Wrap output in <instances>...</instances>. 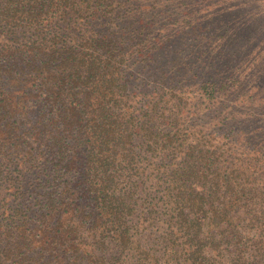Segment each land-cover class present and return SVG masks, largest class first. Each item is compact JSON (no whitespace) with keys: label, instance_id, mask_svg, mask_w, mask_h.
<instances>
[{"label":"trees","instance_id":"16d2710c","mask_svg":"<svg viewBox=\"0 0 264 264\" xmlns=\"http://www.w3.org/2000/svg\"><path fill=\"white\" fill-rule=\"evenodd\" d=\"M137 2L0 0V264H264V97Z\"/></svg>","mask_w":264,"mask_h":264},{"label":"rangeland","instance_id":"374dc122","mask_svg":"<svg viewBox=\"0 0 264 264\" xmlns=\"http://www.w3.org/2000/svg\"><path fill=\"white\" fill-rule=\"evenodd\" d=\"M137 1L145 7L148 19H153L152 24L157 22L150 39L158 35L157 27L178 36L175 45L181 52L169 61L189 65L190 69L192 65L210 68L205 74L212 73L218 80H244L255 97H264V0ZM170 1L172 8L163 16L159 6ZM222 64H228V69L216 71ZM215 121L208 119V123Z\"/></svg>","mask_w":264,"mask_h":264}]
</instances>
